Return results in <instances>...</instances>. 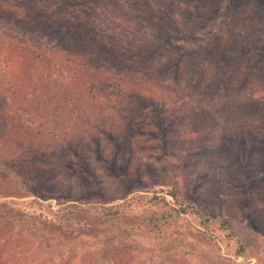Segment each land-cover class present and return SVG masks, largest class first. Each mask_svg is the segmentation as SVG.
Here are the masks:
<instances>
[{
  "label": "rangeland",
  "instance_id": "obj_1",
  "mask_svg": "<svg viewBox=\"0 0 264 264\" xmlns=\"http://www.w3.org/2000/svg\"><path fill=\"white\" fill-rule=\"evenodd\" d=\"M7 1L0 0L6 10L0 11V112L32 130L25 104L41 107L49 75L55 89L73 86L82 71L71 51L84 46L81 40L72 49L57 45L51 55L57 37L45 45L49 37L43 36L42 50L34 48L30 36L38 35L39 25L25 14L61 7L70 13L60 12L57 22L69 20L77 8L68 6L87 3L88 12L90 1L42 0L22 10ZM106 1H93L101 7L91 16L101 36L114 34L117 22L132 29L133 37L124 28L111 45L115 54L127 44L134 51L142 45L138 52L147 63L127 74L110 62L112 74H100L113 75L115 85L90 98L96 106L82 124L86 130L66 128L63 151L45 137L59 161L71 150L81 152L85 172L65 160L55 171L31 170L45 180L35 182L31 195L0 193V264H264V0H158L148 16L133 7L117 12V20L116 5ZM153 10L162 24L148 21ZM49 21H42L46 32L54 26ZM70 104L75 111L76 100ZM101 106L109 118L104 128L94 119ZM74 116L78 122V109ZM86 197L122 206L124 227L137 235L118 240L111 258L93 242L69 239L80 240L83 227H90L71 214ZM145 211L156 216L160 236H184L187 245L157 253ZM201 215L213 221L209 228L202 227ZM217 219L228 221V228Z\"/></svg>",
  "mask_w": 264,
  "mask_h": 264
},
{
  "label": "trees",
  "instance_id": "obj_2",
  "mask_svg": "<svg viewBox=\"0 0 264 264\" xmlns=\"http://www.w3.org/2000/svg\"><path fill=\"white\" fill-rule=\"evenodd\" d=\"M38 1L42 0H14V4L8 0L7 6L12 5L13 8L22 10L23 8H26L28 4H32L33 6L32 2L36 3ZM83 1L85 2L86 0ZM89 1L90 2H88L89 5L87 8L89 9L88 12L86 11L87 3H84L83 8V4H81V2H79L80 5L68 6L67 8L72 10L77 8L76 12H74V14L69 17V20H63L60 18V21L57 22L59 19L58 14H60V12H69L65 8L61 7L57 12H46L45 9L42 8L37 9L34 12V15H32L33 13L25 14L27 15V19H29L28 21L35 19L39 25L37 30L38 35L35 33V35L30 36L32 46L34 48L42 50L43 44L41 43V40L43 36L49 37L46 42L44 41L45 45H48V42L51 43V37H57V44H55V47L52 46L50 48L51 55L54 53L57 45L60 47H62V45L65 47L68 46L69 49L71 48L72 43L77 44V42L80 40L81 42L83 41L84 47H92L90 48L91 52L88 53H84L82 51L84 47L79 50L71 51L72 59H76V62H78L81 66L78 71H82L79 73V79L75 77L73 86L67 88H61L58 86L55 89L57 83H51L53 77L49 75V79L45 78L46 82L41 86L42 91L40 98H43L41 107L38 105V107L33 110V107L36 106L34 102L25 104V109L30 112L28 114L30 115L29 118H31V120L28 119V121H35V126L32 127L33 131L30 127H25V125L21 127V121L11 120V118H7L4 112H0V193H12L19 196L31 195L33 191L36 190L35 186H38V184L35 182L45 181L44 179L41 180L38 177L31 176V170L34 169V174L37 172L35 171L37 169H48L49 171H55L53 168L60 165H65V160H67L72 165V168H74V171L77 173L81 174V172H85L83 169V156L81 152L71 150L69 151L70 153L68 152L67 154L63 155V158L65 159L59 161L56 158V154L59 152L51 155V153H49L50 151L47 150V146L45 144V140L47 139L45 137L50 139L56 148L57 146H60V151H63L68 146L65 139L66 128L75 127L74 131L76 130V133L78 131L86 130V127L82 124L87 123V121L85 122V117L88 115V110L96 106L94 103L90 102V98H95L101 88H111L113 85H115V83L112 81L113 75L109 76L107 74L105 76L104 74H100L106 73V71H108L107 73L112 74L110 62H113V64L116 65V68L122 67L124 68L123 70H127V74L132 71V67L134 68L136 66L139 67V65H143V61L147 63V56L145 55L144 57L143 54L141 55V52H138L140 49H142V45L134 51V47H132L130 44H127L128 46H125V49L120 54H115L117 51L112 45L119 43L120 30L124 32V28H126L125 32L129 35L133 34V30L125 27L124 25L118 28L117 22L115 24V33L110 35L108 34L105 38H103L97 29V19L91 17L95 12V9L98 10L101 8L100 3L95 5L93 3L94 0ZM103 1L105 2V0ZM106 2L111 4L114 3V5H116V11L114 15L117 20V12L120 10L125 11L127 8L133 7H135V9L139 8L140 10H144L148 16L150 7L154 4L157 5L158 0H109ZM108 7L109 6L106 5L103 8L106 9ZM100 10L101 9H99V11ZM0 11L4 13L6 12V10L3 8H1ZM101 18L103 17H100L99 19ZM42 19H50L49 22L54 24V26L50 25V32H46L45 29H42ZM149 19L148 21H151L154 26L162 24L160 17L154 10L150 12ZM128 26L131 28L134 27L133 25ZM97 35L100 38H98ZM130 37L133 36L131 35ZM130 37L124 39L127 41L130 39ZM85 38L89 42L87 43L88 45H85L84 43ZM101 44L106 47L103 48ZM24 46L25 45H22L20 50H24ZM97 46L101 47V51L97 48ZM107 51H109V53ZM87 58H90L89 62H87ZM32 60H34V58ZM106 62H108V65H110L109 68L108 65H105ZM128 84L130 85V83ZM134 85L135 84L132 86ZM138 86L136 85V87ZM143 88L145 87L142 85L138 87V90L142 89L143 91ZM109 91L112 93L114 92L110 89L108 92ZM40 98L38 96V99ZM72 99L76 100V110L78 109L80 111V118L78 119V122L73 121L71 118V116L75 117L74 115L76 111L75 110L71 112L72 106L70 102ZM115 104L116 110H119L120 103L116 102ZM105 110V106L99 107V111L96 113V118H94L96 123L97 121L100 122L99 124L101 128H104V126L108 124L109 120ZM95 111L96 110L93 109V112ZM120 111L123 113L121 109ZM81 127L83 129H81ZM45 150H47L46 154L44 153ZM57 178L52 179L53 181L51 183L55 185L54 180H57ZM46 181L48 180L46 179ZM73 207L75 210H72L71 214L78 213L76 215H79L78 217L80 218L81 222L87 221L90 227H83L87 229V233L86 236H82L80 238L81 241L77 238H69L71 242L73 240L78 241L81 244L93 242L96 244L98 251H102L105 257L111 258L112 254H110V252L114 251V248H116L115 245L117 244L116 242L118 240L121 241V238L124 236L130 240L131 237H135L134 235H136L132 229L129 230L128 228L124 227L123 224L125 223L123 222L121 211L122 206L120 205L110 206L103 200H97V198L94 197H86L85 199H82V207L72 206V208ZM181 213H186V209L182 211L178 210V215ZM193 213L195 212L193 211ZM197 214H200V212ZM69 217L70 216H68V219ZM145 217L146 219L148 218V220H150V226L157 235L158 241L154 246V249L158 251L157 253L165 252L171 249H178L182 245V247L187 245L183 241L186 239L184 236H180V239H168V236H160L158 230L159 226L156 223L157 218L153 213L150 212L147 215V211H145ZM201 218L203 228H209L213 224V221L208 218H203L202 215ZM95 220L96 224L94 223ZM216 221L220 222L223 227L228 228V221L222 219H217ZM101 224L103 227H101ZM65 226L67 227L68 224L63 225V227ZM72 244L74 243L72 242ZM241 252H244V246L242 245L239 249V253ZM101 264L111 263L105 259L104 262L101 261Z\"/></svg>",
  "mask_w": 264,
  "mask_h": 264
}]
</instances>
